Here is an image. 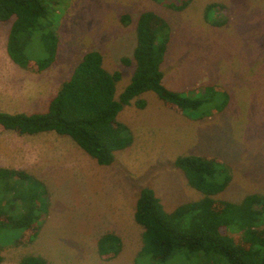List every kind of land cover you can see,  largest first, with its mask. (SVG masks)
Returning <instances> with one entry per match:
<instances>
[{
  "label": "rangeland",
  "instance_id": "rangeland-1",
  "mask_svg": "<svg viewBox=\"0 0 264 264\" xmlns=\"http://www.w3.org/2000/svg\"><path fill=\"white\" fill-rule=\"evenodd\" d=\"M184 1L46 2L47 17L40 21H50L58 39L55 60L47 70L68 79L84 53L98 51L105 69L121 73L118 98L134 70L136 19L149 10L168 26L162 83L199 99L200 105L184 114L165 105L153 91L136 96L117 115L129 130L131 144L116 151L110 165L98 164L78 145L68 152L73 140H60L53 131L26 139L6 135V149H16V167H6L22 169L29 178L0 173V196L21 191L35 199L40 213L38 232L28 243H17L22 228H0L1 264H18L28 255L49 264H213L185 249L165 261L141 252L143 228L135 222L134 210L142 187L153 189L166 211L203 196L174 166L179 156L222 160L223 166L214 167L221 176L229 174L230 181L212 196L215 199L240 203L248 194L264 196V0H191L181 10L172 7ZM209 4L214 6L207 9ZM125 13L130 16L126 24L121 21ZM11 22L0 21V69L9 58ZM25 53L33 59L45 55L39 31H34ZM137 99L145 106L139 108ZM30 146L35 152L32 149L28 157ZM37 154L43 159L38 161ZM7 180L14 189L3 196ZM108 233L120 239L121 249L103 259L97 242Z\"/></svg>",
  "mask_w": 264,
  "mask_h": 264
},
{
  "label": "trees",
  "instance_id": "trees-1",
  "mask_svg": "<svg viewBox=\"0 0 264 264\" xmlns=\"http://www.w3.org/2000/svg\"><path fill=\"white\" fill-rule=\"evenodd\" d=\"M47 1L0 0V21L12 19L6 41L7 54L14 63L30 71L46 69L56 56L55 28L50 21H40L47 17ZM190 1L172 7L181 10ZM212 6L209 4L206 8ZM129 19L126 13L121 16L124 24ZM211 24L219 26L222 22L211 20ZM167 30V23L154 12L139 13L132 53L134 70L118 98L115 90L121 73L105 69L98 51H87L52 97L46 111L31 114L0 111V133L5 130L19 135L54 131L70 137L98 164L110 165L114 153L131 144L129 130L118 121L117 115L136 96L153 91L165 105L184 114L200 105L199 99L171 90L162 83ZM34 31H39L45 53L39 59L29 58L25 53ZM122 61L129 62L127 58ZM135 104L142 108L145 101L137 99ZM215 163L224 165L222 160L203 155H184L175 159L174 166L203 196L181 203L171 211L163 208L153 189H140L134 220L143 228L142 253L165 261L176 250L185 249L205 256V263L264 264V196L248 194L240 203L212 197L224 190L230 181L229 174L221 176L222 171L214 167ZM0 173L8 178H29L26 172L17 169L0 168ZM12 189L13 185L7 180L3 185V196ZM34 200L21 191L9 198L0 196V228H22L17 240L19 244L28 243L38 232L36 219L40 210ZM97 246L103 259H111L119 253L121 241L108 233L98 239ZM18 264L49 263L40 256L28 255Z\"/></svg>",
  "mask_w": 264,
  "mask_h": 264
},
{
  "label": "crops",
  "instance_id": "crops-1",
  "mask_svg": "<svg viewBox=\"0 0 264 264\" xmlns=\"http://www.w3.org/2000/svg\"><path fill=\"white\" fill-rule=\"evenodd\" d=\"M4 59L5 64L0 69V111L27 114L46 111L50 100L57 93L61 84L67 79L60 77L57 73L47 70L49 66L44 70L36 72L24 69L18 65L21 68V70H19L10 62L12 61L10 57ZM38 133L19 135L12 130H5L0 133V161L3 162L0 163V167L8 168L6 166L10 165L16 167L13 163L14 161H12L13 159L16 160L13 155L16 149L12 146L8 150L6 149L5 142L9 141L4 139L6 135H19V137H25L26 139L27 137H34ZM58 135L61 137L60 140L67 139L66 135ZM73 143L74 144L69 143L67 146V151L70 153H73L76 147L74 141ZM32 149L31 146L27 148L26 152L28 157ZM34 150L35 149H33V151ZM41 154L42 153H40V155ZM4 156L7 158L6 160H4ZM35 157L38 158V154L35 155ZM38 159V161H40L43 157Z\"/></svg>",
  "mask_w": 264,
  "mask_h": 264
}]
</instances>
